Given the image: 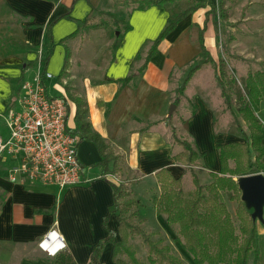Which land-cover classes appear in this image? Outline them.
Listing matches in <instances>:
<instances>
[{"label": "crops", "instance_id": "0c3cea01", "mask_svg": "<svg viewBox=\"0 0 264 264\" xmlns=\"http://www.w3.org/2000/svg\"><path fill=\"white\" fill-rule=\"evenodd\" d=\"M135 1L142 0H0V118L16 104L20 110L17 90L46 67L58 83L56 96L68 99L70 130L75 129L76 107L69 96H75L85 100L93 131L122 162L119 173L105 180L97 145L80 140L78 158L86 182L61 189L11 183L8 169L17 162L8 159L0 168V264H56L63 255L74 264H91L93 249L110 237V231L120 241L119 223L111 216V183L120 186L123 175L143 205L139 217L151 223L157 218L173 233L150 200L160 195L156 174L163 169L181 178L184 190L192 181L190 168L174 159L183 151L175 137L194 144L203 155L204 167H192L201 184L212 181L210 173L220 172L218 146L244 143L211 64L197 71L179 93L202 53V32L205 48L218 62V16L212 13L217 0H177L145 10L137 9ZM196 6L159 44L141 72L153 44L174 17ZM263 111L264 100L258 113L264 125ZM193 189L194 185L185 192ZM49 236L50 249H44L41 244ZM100 261L115 264L111 242L105 244Z\"/></svg>", "mask_w": 264, "mask_h": 264}, {"label": "trees", "instance_id": "16d2710c", "mask_svg": "<svg viewBox=\"0 0 264 264\" xmlns=\"http://www.w3.org/2000/svg\"><path fill=\"white\" fill-rule=\"evenodd\" d=\"M175 1L177 0H142L133 3L137 5V9L145 10L152 5L162 6ZM198 7L174 17L153 44L141 72L145 71L148 63L157 53L159 44L166 36L176 28L186 14ZM212 13L215 16L221 14L223 19L228 18L224 0H219L218 8L213 6ZM203 34L202 32L200 35L202 53L194 59V65L179 87V93L185 91L191 78L204 65L214 66L216 80L222 88V97L233 115V124L243 137L244 143L234 142L218 146L220 172L210 173L212 181L208 184H201L199 177L193 174L194 189L189 193L184 192L181 178H175L167 169L159 171L156 178L161 194L154 199L153 205L158 215L166 217L169 226L178 227L179 237L176 241L182 242L181 246L192 264H249L251 258H253V264H262L263 254L258 245L257 224L252 217V212L241 200L242 191L239 188V180L242 177L264 173V146L262 145L264 126L258 118L261 102L264 100V72L247 75L244 80L246 99L242 106L234 110L232 97L221 78L220 63L217 67V63L209 55L203 44ZM69 60L70 56L67 57L65 70L69 67ZM45 69L46 67L44 71ZM69 98L76 107L75 129L71 132L77 135L81 142L90 141L97 145L102 156V161L99 163L102 168V177L109 181L111 176L121 170V157H114L108 151L109 147L102 137L93 131L91 123L88 122V108L85 100L75 96H69ZM243 124L247 127V131ZM175 141L183 148V151L174 157L176 163L189 168L198 165L204 167L203 155L198 152L194 144L187 140H179L177 137ZM111 185L114 191V209L111 216L115 215L119 223L120 241H116V234L110 231V237L93 249L91 264H102L100 261L102 250L109 242L113 245L115 264H144L139 259L135 248L128 244L132 234L143 237L144 243L148 246L150 264H186L173 254L172 248L165 244L164 240L153 242L133 223V219L139 215L138 211L128 217L125 216L128 210L134 207L139 210L143 208V205L135 200L122 203V199L129 196L128 191L123 185L117 186L112 183ZM224 193L228 194L231 202L237 203L235 214L239 222L238 228L227 208ZM56 264L74 263L69 255H63Z\"/></svg>", "mask_w": 264, "mask_h": 264}, {"label": "built area", "instance_id": "2783aa9c", "mask_svg": "<svg viewBox=\"0 0 264 264\" xmlns=\"http://www.w3.org/2000/svg\"><path fill=\"white\" fill-rule=\"evenodd\" d=\"M53 78L40 67L31 81L20 86V110L12 108L6 117L9 136H0V164L8 159L17 162L8 169L11 183L63 189L86 182L78 158L80 138L69 128L68 99L49 93L47 83ZM50 236L42 242V248L50 249Z\"/></svg>", "mask_w": 264, "mask_h": 264}, {"label": "rangeland", "instance_id": "374dc122", "mask_svg": "<svg viewBox=\"0 0 264 264\" xmlns=\"http://www.w3.org/2000/svg\"><path fill=\"white\" fill-rule=\"evenodd\" d=\"M224 2L228 18L227 20H225L222 18L221 14H218V25L216 27L218 35L217 67L218 63H220L221 78L225 83V87L228 93L232 97L234 110H237L240 106L244 104V101L246 99L244 92V80L246 79L247 75L249 73L264 72V0H224ZM217 7H219V0H217ZM210 67L214 66L210 65ZM56 84L58 83H56L55 80H51L49 83L48 89L53 95H51L52 97H58L56 95H60L59 89L57 88ZM220 90H222L221 87ZM17 91L19 94V90ZM12 104L13 103H11L10 108ZM16 105L17 106L13 107L15 111L18 108V104ZM10 110L11 109H9V111ZM9 111H7V113L0 118V136H2L4 139H7L9 136V129L7 127L6 122V117H8ZM262 118L264 119V111L262 114ZM226 119V116H224L222 121H226ZM260 122L263 123L262 120ZM243 126L247 131V127L244 124ZM4 164L5 163L0 164L1 169L4 168ZM197 171L198 170L190 168L191 175H197ZM122 177L126 180L127 175H123ZM125 180L123 184L120 185L124 186L126 191H128L129 196L122 199V203L131 200L140 202L137 196L131 190L129 186V180ZM189 183L190 184L188 185L186 184V189L193 188L191 180ZM223 196L227 208L230 214L232 215L234 224L238 228L239 222L235 214L237 203L231 202L227 193H224ZM158 197H153V201L155 198ZM153 201L150 200V203H152L150 204L151 206L153 205ZM135 211L139 210L134 207L128 210L125 216L128 217ZM249 211L253 213V209H250ZM149 212L150 209H148L147 213ZM149 220L150 222H144L138 215L136 218L133 219V223L139 229H141L146 234V236H149L153 242L164 240L165 244L169 245L172 248V252L176 257L181 259L186 264H192L189 259V256H187L186 252L178 245H181L182 242L176 241V238L179 237L178 227L171 226L173 229V233H170L161 227L157 218L153 219V223H151L150 218ZM263 223L264 215L263 221L260 219H256V224L258 227V245L263 254L262 264H264V232H262ZM174 236L176 238H174ZM128 244L132 245L135 248L139 259L144 264H150L148 262V246L144 243L143 237L141 235H130L128 239ZM122 259L126 260L125 257H122ZM249 264H253V258H251Z\"/></svg>", "mask_w": 264, "mask_h": 264}, {"label": "water", "instance_id": "95a60500", "mask_svg": "<svg viewBox=\"0 0 264 264\" xmlns=\"http://www.w3.org/2000/svg\"><path fill=\"white\" fill-rule=\"evenodd\" d=\"M175 106L170 110L172 115ZM239 188L242 191V201L246 204L247 208L253 209L252 217L263 221L264 215V175L257 174L242 177L239 180Z\"/></svg>", "mask_w": 264, "mask_h": 264}]
</instances>
